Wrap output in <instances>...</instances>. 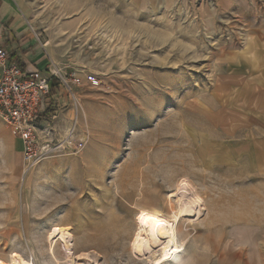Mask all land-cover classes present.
Masks as SVG:
<instances>
[{
    "label": "rangeland",
    "instance_id": "374dc122",
    "mask_svg": "<svg viewBox=\"0 0 264 264\" xmlns=\"http://www.w3.org/2000/svg\"><path fill=\"white\" fill-rule=\"evenodd\" d=\"M8 1L81 85L73 133L59 91L40 144L61 149L29 171L0 121L1 260L146 264L137 220H170L182 192L201 201L176 226L180 264L222 243L264 252V0Z\"/></svg>",
    "mask_w": 264,
    "mask_h": 264
},
{
    "label": "built area",
    "instance_id": "2783aa9c",
    "mask_svg": "<svg viewBox=\"0 0 264 264\" xmlns=\"http://www.w3.org/2000/svg\"><path fill=\"white\" fill-rule=\"evenodd\" d=\"M37 41L47 60L45 45ZM80 85L76 73L62 71L49 61V57L43 68H30L12 60L10 52L0 44V121L21 143L23 169L29 171L43 157L61 147L40 144L43 117L51 110L59 91L72 103L73 133L80 110L75 89Z\"/></svg>",
    "mask_w": 264,
    "mask_h": 264
},
{
    "label": "crops",
    "instance_id": "0c3cea01",
    "mask_svg": "<svg viewBox=\"0 0 264 264\" xmlns=\"http://www.w3.org/2000/svg\"><path fill=\"white\" fill-rule=\"evenodd\" d=\"M12 6L8 0H0V44L10 52L11 59L29 66L30 68H43L46 65V56L41 47H37L33 41L27 39L25 30L19 31L15 24ZM31 39V38H30ZM5 44L11 45L7 48ZM252 89V88H251ZM253 92V91H252ZM256 95V94H255ZM256 102H251V112L264 111L263 107H255ZM190 238V237H189ZM183 245L182 243H179ZM183 251L167 264H180L179 260ZM202 263V262H201ZM204 264H264V252L262 249L251 247V243H239L237 246H224L223 243L214 251V255H208L203 259ZM186 264V263H184Z\"/></svg>",
    "mask_w": 264,
    "mask_h": 264
},
{
    "label": "bare ground",
    "instance_id": "6f19581e",
    "mask_svg": "<svg viewBox=\"0 0 264 264\" xmlns=\"http://www.w3.org/2000/svg\"><path fill=\"white\" fill-rule=\"evenodd\" d=\"M180 191L179 193H181ZM178 197V206L172 213L170 220L154 212H144L137 220L138 232L149 243L152 251L150 256L145 260L146 264H167L183 251V245H180L177 239L176 226L189 213L195 211L196 207L200 205L201 200L194 194L188 195L183 192ZM57 237L58 239H56ZM53 238L60 242L69 241V235L61 233L59 229H55L48 235L49 240L52 241ZM49 253L53 258L54 251L50 249ZM0 264L34 263L32 258H25L20 253L12 252L7 261L0 259Z\"/></svg>",
    "mask_w": 264,
    "mask_h": 264
}]
</instances>
